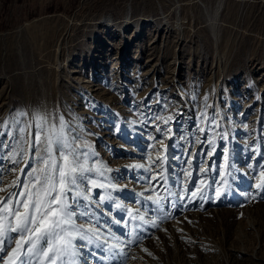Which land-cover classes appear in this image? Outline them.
<instances>
[{
    "label": "rangeland",
    "instance_id": "374dc122",
    "mask_svg": "<svg viewBox=\"0 0 264 264\" xmlns=\"http://www.w3.org/2000/svg\"><path fill=\"white\" fill-rule=\"evenodd\" d=\"M34 114L63 116L90 146L80 147L89 164L111 169L96 178L116 185L99 206L105 190L89 193L101 239L81 249L80 264H264V191L255 187L264 165V0H0V123L18 127ZM169 127L171 138L162 137ZM195 137L214 138V153ZM157 152L167 156L168 181L154 180L151 191L145 177L160 161L153 172L134 166ZM189 161V190L205 179L227 195L178 199ZM14 167L0 159V186L16 179ZM157 194L161 210L145 199Z\"/></svg>",
    "mask_w": 264,
    "mask_h": 264
},
{
    "label": "snow or ice",
    "instance_id": "6c2138e0",
    "mask_svg": "<svg viewBox=\"0 0 264 264\" xmlns=\"http://www.w3.org/2000/svg\"><path fill=\"white\" fill-rule=\"evenodd\" d=\"M20 116H27V113H20ZM201 116L204 117L200 122L203 125L207 120V113L202 112ZM156 119L169 124L172 116L166 118L157 116ZM14 125L19 126H10L8 122L0 123V151L9 149L10 152L0 156V159L10 160L17 166L9 169V172L17 173L16 179L10 181L7 187L0 186V192L5 193L0 196V264H80V257L83 255L81 249L101 239L100 230L95 226L99 221L95 220L92 212L86 210L93 202L89 193L96 188L105 190L106 195L95 201L97 206L105 200L112 199L107 190L109 188L116 190V185L104 183L96 178H105V173L110 172L111 169L95 161L89 164V154L82 152L80 147L81 143L89 149L90 146L79 135L73 134L74 128L69 131L63 116L34 114L32 120H25L21 124L17 119ZM33 128H35L34 136ZM197 130L203 132L205 129L200 126ZM156 131L161 129L157 126ZM161 135L171 138V128L164 129ZM8 137L11 138L12 144L4 142ZM195 142L211 144L213 147L210 154L214 153V138L201 141L199 137H195ZM158 143L163 146V139ZM166 151L167 147L164 146V153ZM164 153L157 152L156 160L149 155L148 165L134 166L153 172L155 169L152 165H155L157 160L160 161L158 174L145 177L151 191H155V188L151 187L154 180L161 179L167 184L168 172L165 167L167 156ZM188 155L191 157L193 154ZM223 156L225 168L220 180L222 185H227L225 179L228 165L227 149L224 150ZM29 160L33 162V166L25 172ZM258 167L261 170L256 178L255 187L264 191V165ZM198 170L207 173L212 169L201 166ZM21 175L27 177L26 182H21L19 178ZM2 176L3 171L0 170V178ZM191 176L189 161V167L184 170L181 179V191L176 194L178 199L188 198L191 202V198L195 197L203 200L207 195V189H212L216 197L222 192L227 195L230 190L215 186V182L209 184L205 179H199L189 190L186 182H191ZM12 189H20V191ZM145 199L157 205V210L162 209V202L165 200L159 194ZM81 200L84 201L83 206L80 204ZM81 207L85 210H80ZM116 207L120 208L121 205L117 204ZM127 214L133 220L144 221L143 215L134 216L131 209ZM77 217L80 218L79 223ZM153 226L158 227L155 223ZM77 241L81 243L78 244ZM103 243L107 244V241ZM96 246L101 247L100 244ZM117 248V244H112L108 247V251Z\"/></svg>",
    "mask_w": 264,
    "mask_h": 264
},
{
    "label": "trees",
    "instance_id": "16d2710c",
    "mask_svg": "<svg viewBox=\"0 0 264 264\" xmlns=\"http://www.w3.org/2000/svg\"><path fill=\"white\" fill-rule=\"evenodd\" d=\"M51 12V11H50ZM37 14L35 13V14H33V16H36Z\"/></svg>",
    "mask_w": 264,
    "mask_h": 264
}]
</instances>
